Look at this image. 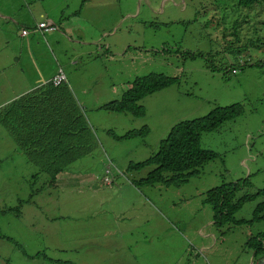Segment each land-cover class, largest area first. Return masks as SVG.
<instances>
[{
  "label": "rangeland",
  "instance_id": "obj_1",
  "mask_svg": "<svg viewBox=\"0 0 264 264\" xmlns=\"http://www.w3.org/2000/svg\"><path fill=\"white\" fill-rule=\"evenodd\" d=\"M234 1L0 0L18 22L15 32L0 22V106L60 68L95 141L51 183L0 124V264H249L248 236L264 230L252 215L260 198L233 215L246 222L222 232L203 200L221 182L246 177V191L264 188V53L247 48L233 57L223 42L231 36L218 31H231L241 12L248 17L237 44L257 38L249 28L264 32V5L238 12ZM45 18L58 30L36 31ZM148 73L178 81L141 98L142 116L98 108ZM234 103L240 115L200 134V147L217 156L197 175L179 186L135 184L153 167L128 165L145 160L172 126ZM141 127L143 136L115 138Z\"/></svg>",
  "mask_w": 264,
  "mask_h": 264
},
{
  "label": "trees",
  "instance_id": "obj_2",
  "mask_svg": "<svg viewBox=\"0 0 264 264\" xmlns=\"http://www.w3.org/2000/svg\"><path fill=\"white\" fill-rule=\"evenodd\" d=\"M234 2L238 12L239 7L250 8L254 4L264 5V0H235ZM76 11L79 10L76 9L73 12ZM239 13L232 18L233 20L231 19V31L224 33L222 29L225 25L218 30L222 40L225 39L226 34L231 36V39L223 40L226 52L233 57L247 48L261 49L264 53V32L259 34L256 26H251L249 30H252L257 38H248L245 44H237L238 31L242 30L240 23L246 22L245 18L248 17L247 14L241 16ZM34 27V25L29 26L31 30ZM184 53H186L185 57L191 59L204 55L202 52L195 54V52L185 51ZM255 61L261 60L258 58ZM206 63L211 70L215 68L219 70L213 62ZM230 70H235L234 66H230ZM177 81V78L161 73H148L145 76L135 77L118 99L106 102L98 108L107 112H127L134 117L142 116L143 109L138 101L145 95ZM242 111L243 108L239 103L215 106L203 117L181 121L172 126L165 137L159 141L157 149L145 160L128 165L130 169L153 167L145 178L134 181L135 184L148 187L156 184L166 187L179 186L187 182L191 176L198 174L205 162L216 155L200 147V134L212 131L223 121L240 115ZM0 124L23 151L27 162L36 167V174L44 173L51 183L56 182L55 177L58 173L67 169L71 162L88 153L95 143L92 129L66 82L53 85L50 81H46L6 102L0 106ZM146 133L147 128L141 127L126 131L115 138L127 139L143 136ZM249 187L250 181L246 177L221 182L205 192L203 200L210 205L211 223L217 230L224 225L233 226L246 222L244 219H234L233 215L244 202L255 198L260 199L252 210V215L256 217L254 220L264 219V188L248 192L246 190ZM239 191H242V194L235 196ZM247 241L254 256H264V230L248 236Z\"/></svg>",
  "mask_w": 264,
  "mask_h": 264
},
{
  "label": "crops",
  "instance_id": "obj_3",
  "mask_svg": "<svg viewBox=\"0 0 264 264\" xmlns=\"http://www.w3.org/2000/svg\"><path fill=\"white\" fill-rule=\"evenodd\" d=\"M0 7H2L3 9H0V22H1V20H3V21H7L8 23H10L11 24V27H10V29H12V30H14V32H15V27H14V25H16L18 22L16 21V19L13 17L14 15H13V12L11 13V8L9 7V5L7 4V3H5V2H0ZM77 10H79V9H77ZM71 14H72V12H71ZM70 15V14H69ZM68 15V16H69ZM74 18L76 19V20H79V11H76L75 13H74ZM46 22H49V23H52L54 26H56V29L58 30V27H57V25L56 24H54L53 23V21L51 20V19H49V18H45L44 19ZM26 24H28V23H26ZM58 24L60 25L61 24V22H58ZM28 28H29V25H28ZM46 32V31H45ZM45 32H42V33H40V34H43V33H45ZM78 32H79V30H78ZM66 32L63 30V29H61V32L59 33L61 36H63L64 34H65ZM76 34H77V31H76ZM51 35V33L49 34V36ZM27 36V35H26ZM19 37L21 38V37H24V36H21V35H19ZM79 41V38L75 41V42H78ZM83 43V42H82ZM92 43H94V42H92ZM57 70V69H56ZM56 70H53L52 68L46 73V74H44L45 75V77H44V79H40V81H39V83H36L35 85H32V86H29V87H26V89L22 92V93H24V92H26V91H28V90H30L31 88H34L36 85H39V84H41L42 83V81H47V80H49L54 74H55V72H56ZM221 230V232H222V229H220ZM220 230H218V231H220ZM208 237H209V243L210 242H213V244L215 243V239L213 238V236H212V234H209L208 235ZM246 244H247V248L248 249H250V253L248 252V255H250V257H252V259H249V264H258L257 263V260L255 259V257H253L252 256V252H251V248L250 247H248V241H246ZM210 246H212L211 244H210ZM205 247H202L201 249H204ZM254 260V261H253ZM236 264H245L244 263V258H241L240 259V261L238 262V263H236Z\"/></svg>",
  "mask_w": 264,
  "mask_h": 264
},
{
  "label": "built area",
  "instance_id": "obj_4",
  "mask_svg": "<svg viewBox=\"0 0 264 264\" xmlns=\"http://www.w3.org/2000/svg\"><path fill=\"white\" fill-rule=\"evenodd\" d=\"M56 29V26H54L52 23L46 22V21H40L37 23L36 25V31H38L39 33L45 32V31H50ZM27 31L26 30H21V34H26ZM62 80H64V76L61 72H58L57 74H55L53 76V78L51 79L52 84L56 85L58 83H60ZM260 264H264V258H262L260 260Z\"/></svg>",
  "mask_w": 264,
  "mask_h": 264
},
{
  "label": "clouds",
  "instance_id": "obj_5",
  "mask_svg": "<svg viewBox=\"0 0 264 264\" xmlns=\"http://www.w3.org/2000/svg\"><path fill=\"white\" fill-rule=\"evenodd\" d=\"M58 72H61V73L63 74V72L61 71L60 68H58V69L56 70L55 74H57ZM55 74H54V75H55ZM54 75H53V76H54ZM53 76H52L49 80H47V81H50V82H51V79L53 78ZM63 76H64V74H63ZM61 82H65V76H64V80H62ZM61 82H60V83H61ZM44 83H45V82H44ZM51 83H52V82H51ZM58 84H59V83H58ZM58 84H56V85H58ZM53 85H54V84H53ZM251 252H253L252 249H251ZM251 254H252L253 257H255V259L257 260V263L260 264V260H261L262 258H261V257L254 256L253 253H251Z\"/></svg>",
  "mask_w": 264,
  "mask_h": 264
}]
</instances>
